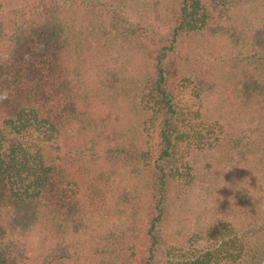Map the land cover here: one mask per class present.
Here are the masks:
<instances>
[{"label":"trees","instance_id":"trees-1","mask_svg":"<svg viewBox=\"0 0 264 264\" xmlns=\"http://www.w3.org/2000/svg\"><path fill=\"white\" fill-rule=\"evenodd\" d=\"M246 5L260 21L231 19ZM199 33L225 42L210 72ZM197 184L223 214L177 247L164 230ZM36 229L89 235L88 264H264V0H0V264H32L16 244Z\"/></svg>","mask_w":264,"mask_h":264},{"label":"rangeland","instance_id":"rangeland-1","mask_svg":"<svg viewBox=\"0 0 264 264\" xmlns=\"http://www.w3.org/2000/svg\"><path fill=\"white\" fill-rule=\"evenodd\" d=\"M247 11H244L241 15L233 14L231 16L232 20H246V24H251L252 22L260 21L262 15L259 12V8H251L249 5H246ZM235 13V12H234ZM206 36H202V34H198L190 41L192 50V54L194 58H197V68L198 70L204 69L205 71L210 72L211 67L213 68V63L207 62L208 59H211L215 56L214 51L218 48H225V42L219 39H206ZM80 62L83 66L88 69L89 76H95L100 69H97L96 65L100 64L97 60L91 55H85L79 58ZM207 68V69H206ZM189 70L185 71L184 74H189ZM213 71V70H212ZM180 104L181 106L187 105L184 113L187 114L188 121L193 120L194 123H198L200 119L195 117V109L197 108L194 105L195 102L189 99L188 93L182 92L180 94ZM193 104V105H192ZM206 104L209 106L210 101H206ZM206 105V106H207ZM12 138V137H11ZM211 151H201L194 150V152L186 158V160L190 162V165L196 170L201 169L205 162L209 159ZM207 157V158H205ZM104 167L103 160L99 162H94L90 166V171L95 173ZM118 179L117 182L119 186L126 184L127 181H133L134 176L132 174L126 175L125 171L117 165ZM122 174V175H121ZM200 184H197L192 188V192H190L186 199L182 198L179 202L173 204V211L171 214V219L168 226L165 228L164 232L169 235V240L172 244L177 247H185L187 246V240L194 234H200L206 231V227L208 226V220L219 215L217 212H221V208L217 209L218 198L216 195L212 194L213 191H206L204 189H200ZM223 214V213H222ZM113 223L108 221L104 222V225L94 224L93 230H99L100 227L107 230ZM46 231L42 229H36L33 233H30L28 236L23 238V242L17 243V248L22 252L28 251L27 254L31 256L32 264H46L43 262V258L45 254H51L54 258L60 252H77L76 255H72V258L67 261L68 264H88V255L87 252V244L89 241V235H81V236H73L66 239L64 244H60L53 241H48L46 236ZM21 245V246H20ZM52 264H56V261L52 262Z\"/></svg>","mask_w":264,"mask_h":264}]
</instances>
